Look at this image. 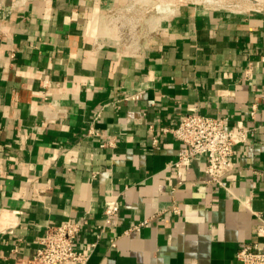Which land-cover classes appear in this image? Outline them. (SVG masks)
<instances>
[{
  "label": "crops",
  "instance_id": "crops-1",
  "mask_svg": "<svg viewBox=\"0 0 264 264\" xmlns=\"http://www.w3.org/2000/svg\"><path fill=\"white\" fill-rule=\"evenodd\" d=\"M147 4L0 0V264H28L69 219L87 252L114 202L88 264H241L258 241L264 12ZM188 114L252 130L231 194L207 183L206 157L174 167L166 129Z\"/></svg>",
  "mask_w": 264,
  "mask_h": 264
},
{
  "label": "built area",
  "instance_id": "built-area-1",
  "mask_svg": "<svg viewBox=\"0 0 264 264\" xmlns=\"http://www.w3.org/2000/svg\"><path fill=\"white\" fill-rule=\"evenodd\" d=\"M255 12L260 13L261 11L253 10V13ZM166 132L171 133L175 139L182 143L179 158L174 167L183 168L197 158L206 157L208 160L207 183L223 188L228 194H231L229 178L235 172V163L232 160L234 148L237 145L246 144L252 130L247 129L242 122L236 128L229 129L226 118L188 114L181 118L176 128L166 129ZM90 134L96 133L90 131ZM102 147H106V144H103ZM119 210L117 202L106 206L105 224L98 228V240L103 236L107 226L111 223L112 218L119 213ZM256 215L259 219L256 228L258 241L241 246L237 254L241 264H264V216ZM147 225L148 221H145L134 226L130 231H139ZM82 231L80 221L74 219L48 228L41 242V248L28 261V264H88L98 245V240L91 245L87 252L78 250L76 240ZM111 246L115 248L116 242L112 241Z\"/></svg>",
  "mask_w": 264,
  "mask_h": 264
},
{
  "label": "rangeland",
  "instance_id": "rangeland-1",
  "mask_svg": "<svg viewBox=\"0 0 264 264\" xmlns=\"http://www.w3.org/2000/svg\"><path fill=\"white\" fill-rule=\"evenodd\" d=\"M145 6L148 10L160 8L162 13H170L179 4H194L216 9H227L237 12L253 13V10L264 12V0H147ZM157 10L159 11V9ZM150 13V12H148Z\"/></svg>",
  "mask_w": 264,
  "mask_h": 264
}]
</instances>
